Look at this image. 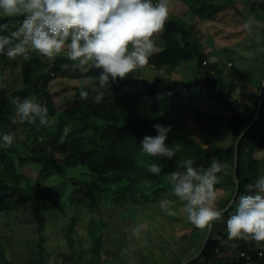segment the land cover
<instances>
[{"label":"trees","instance_id":"1","mask_svg":"<svg viewBox=\"0 0 264 264\" xmlns=\"http://www.w3.org/2000/svg\"><path fill=\"white\" fill-rule=\"evenodd\" d=\"M180 1L202 20L213 19L219 11L234 5L232 0ZM250 5L253 14L264 19V0L255 1ZM259 8L263 9V13H259ZM5 22L8 24L5 34H10L19 26L16 17H0V23ZM154 43L160 47L159 51L152 55L155 66H176L187 60L194 63L196 72L205 73L206 86L214 91L209 98H216L222 110L196 109L193 113L195 127L203 129L209 136H219L226 128L225 137L229 139V143L205 145L192 134L190 127L181 124L173 113L176 95L183 88L192 90L193 80L143 78L141 87L134 91L131 89L134 88L132 82L136 80L134 77L118 78L112 84L116 91L125 88L131 90L127 93L106 95L99 103L90 96L86 100L80 98V90L90 92L92 85L76 86L75 96L68 100L65 107L59 108L49 87L52 80L51 70L61 71L66 77L74 78L90 77L95 71L98 73V70L90 68L88 72L82 73L75 68H65L61 56H57L55 61L48 65L38 51H30L29 58L23 59L21 66L23 84L11 93L0 87V130L15 134L14 144L0 149V264H18L17 257L11 253V238L7 234L8 228H13L14 221L23 222L25 219L34 222L35 236L25 239L32 249V262L48 264L45 259L48 248L44 205L54 199L53 194L59 195L61 189L58 190L53 185H43L44 178L55 179L61 176L59 180L64 182L71 172L79 173L78 179L89 182L92 204L99 205L100 201L124 206H127L128 202L159 204L160 197L170 196L171 199L172 194L174 196L169 174L181 169L180 160L191 157L194 166L207 168L215 157L228 166L225 171L218 173L222 179L215 188H231V200L237 186L233 178L237 158L235 145L245 129L247 130L238 145L237 195L246 191L247 183H254L258 176L264 175V93L261 110L257 115L260 92L264 85V45L252 61L243 54L231 52L229 56L233 69L230 74L233 75L230 76L219 69L216 62H208L200 39L183 18L174 16L167 19L164 30ZM245 76L261 79V83L255 86L257 91L253 104L244 99H229L237 86L236 78ZM15 96H31L40 100L48 107L52 123L49 126H37L27 121L22 123L18 118L13 123L11 117L15 113L9 101ZM148 96H151L153 101L149 103L150 110L144 111L140 105ZM227 111L231 113L229 118L224 114ZM155 123L170 125L166 143L173 147L180 145V150L172 159L149 157L140 151L139 141L145 135L156 134L152 127ZM66 126L69 132L65 141L59 143V137ZM261 152L262 154H259ZM151 162L161 165L159 174L147 170V164ZM26 166L39 168L35 180L26 171ZM178 204L179 202L175 201L169 207ZM227 205L219 206L214 203L218 209ZM234 209L233 203L223 212L221 220L213 222L205 249L186 264H211L219 257L227 259L223 264H264V246L243 239L235 245V238H228L225 220ZM99 226V219L93 218L88 225V234L92 239L90 256H79L73 251L65 254L63 264H107L108 259L105 256L108 255L103 251ZM76 227V219L72 217L64 229V236L71 249L80 242ZM198 231L195 234L200 235V243L195 242L194 245L200 247H193L191 255L177 258L173 262L157 264H179L194 257L201 250L208 232L207 229ZM190 238L192 239L193 235H190ZM123 263L126 264V259Z\"/></svg>","mask_w":264,"mask_h":264},{"label":"rangeland","instance_id":"2","mask_svg":"<svg viewBox=\"0 0 264 264\" xmlns=\"http://www.w3.org/2000/svg\"><path fill=\"white\" fill-rule=\"evenodd\" d=\"M260 0H232L234 5L219 11L213 19L202 20L194 13L185 3L180 0H169V17L174 16L185 19L192 28L194 34L200 39L203 49L208 56V62H216L219 69L225 74L232 72L233 64L229 54L233 51L243 54L253 60V57L261 50L264 45V19L257 14H253L251 3ZM259 13H263V9L259 8ZM253 18L255 33L249 36L241 28L245 20ZM161 33V32H160ZM153 36L154 41L159 38V34ZM258 37V38H257ZM159 51V46H156ZM155 53V52H154ZM59 56L62 58V65L65 68H71L73 62L67 58L66 51ZM44 60L51 65L55 59L43 56ZM23 57L18 56L15 59H9L6 56L0 58V87H4L8 93L23 84L21 77V66ZM68 59V60H67ZM152 56L149 63L135 70L136 80H134L133 89L138 90L141 87L143 78L155 80L158 78L193 80L194 87L192 90L183 88L176 95L174 104V114L181 124L190 127L193 135H195L205 145L210 144H228L229 139L225 136L226 128L221 131L219 136H209L205 134L203 129H197L193 120V113L198 108H206L212 111H221L219 101L215 98H209L213 94V89L206 86V76L203 71L196 72L192 62L183 60L176 66L164 65L155 66ZM52 80L49 85L54 93L56 104L59 108L66 106L68 100L75 96V87L92 85L93 88L89 92V96L93 98L96 94L98 73L86 78L66 77L61 71L51 70ZM237 77V86L231 92L229 99L239 98L247 100L253 104L256 98V91L261 79L259 77ZM218 85L215 86V89ZM130 88L116 91L113 86L111 89H105V95L118 93H127ZM74 90V91H73ZM103 96V97H104ZM153 101L151 96L144 98L141 109L149 111V103ZM226 117H230V111L224 113ZM263 152V151H262ZM259 153V154H262ZM26 171L32 179H36L39 174L38 167L26 166ZM76 172L68 174L66 181L59 180L61 176L52 179H43L42 184L45 186L53 185L59 190V195H54L53 200H49L44 205V213L47 219V248L45 259L48 264H63L65 254L74 251L77 255L85 257L90 256V247L92 239L88 234V225L90 220L99 219L101 222L100 229L102 235L103 251L107 253V264H157L158 262L174 261L177 258H184L191 255L192 248H199L194 245L199 242L200 235L198 228L195 229L191 224L186 213L183 211V202L178 197L170 196L160 197L159 204L149 202L133 203L128 202L127 206L123 204L101 203L92 204L91 194L89 193V182L78 179ZM171 193V192H170ZM232 189H217V199L214 203L219 206L227 205L230 200ZM235 194V193H234ZM171 200L178 201L179 204L172 207L176 211L175 215H169L162 208L161 201ZM52 201V202H51ZM151 205V206H150ZM72 217L76 219L77 238L80 242L70 248L67 239L64 236V229ZM25 219V218H24ZM26 220V219H25ZM14 221L13 228H8V237L11 238L10 243L13 249L12 255L17 257L18 264H34L32 262L31 246L25 242V239L33 238L34 222L33 221ZM133 227L140 228V235L135 236L132 233ZM205 229H201L203 232ZM193 235V238H190ZM121 241L122 243H120ZM241 239L235 238V245L240 243ZM246 242L252 243L248 240ZM255 242V241H254ZM257 243V242H255ZM122 246L120 247V245ZM128 257V258H127ZM123 260V262H121ZM189 260V259H188ZM227 259L216 258L211 264H223ZM187 261V260H186Z\"/></svg>","mask_w":264,"mask_h":264},{"label":"clouds","instance_id":"3","mask_svg":"<svg viewBox=\"0 0 264 264\" xmlns=\"http://www.w3.org/2000/svg\"><path fill=\"white\" fill-rule=\"evenodd\" d=\"M4 16L16 17L19 26L5 34L8 24L0 23V56L28 59L30 51H38L55 59L66 51L73 68L82 73L90 68L98 70L93 100L99 103L104 90L111 89L118 78L135 76L136 69L149 63L157 50L153 36L164 30L169 17V0H0V17ZM241 28L253 36V18L245 20ZM79 95L86 100L89 92L81 89ZM9 102L15 113L11 117L13 123L17 118L37 126L52 123L48 107L38 99L15 96ZM152 127L156 134L145 135L139 141L140 151L149 157L172 159L180 145L173 147L166 143L171 126L155 123ZM68 132L66 126L59 143L65 141ZM14 141L13 132L0 130V149L11 147ZM179 164L181 169L169 174V182L172 193L183 202V211L191 224L211 230L213 222L223 218L224 209L234 203V211L225 220L228 238L251 240L264 246L261 243L264 242V175L258 176L254 183H247L246 191L232 197L225 208L218 209L214 206L215 185L221 182L218 173L225 171L227 164L215 157L207 168L194 166L191 157L180 160ZM147 170L159 174L161 165L148 163ZM233 178L238 182L235 173ZM172 203L165 200L160 206L167 214L175 215L169 207ZM132 233L139 236L140 228L133 227Z\"/></svg>","mask_w":264,"mask_h":264},{"label":"water","instance_id":"4","mask_svg":"<svg viewBox=\"0 0 264 264\" xmlns=\"http://www.w3.org/2000/svg\"><path fill=\"white\" fill-rule=\"evenodd\" d=\"M263 93H264V85H263V88H262V90H261V92H260L259 107H258L257 115H258V113H259L260 110H261L262 100H263ZM246 130H247V129H245L244 132L238 137V139H237V141H236V145H235L236 156H237V158H236V170H235V177H236V178H237V165H238V145H239V141L241 140V138H242L243 135L245 134ZM237 180H238V179H237ZM238 189H239V180H238V182H237L236 191H235V194L233 195V197H234V196H237V194H238ZM232 199H233V198H232ZM229 206H230V205H228L227 207H229ZM227 207H226V208H227ZM226 208H225L224 210H226ZM212 227H213V224H212ZM211 231H212V228H211V230H208L207 235L205 236V239H204V241H203V245H202V249H201V251H200L199 253H197L193 258L189 259L188 261H186V262H184V263H180V264H186V263H188L190 260L196 258L197 256H199V255L201 254V252H202V251L205 249V247H206V244H207L208 239H209V237H210Z\"/></svg>","mask_w":264,"mask_h":264}]
</instances>
